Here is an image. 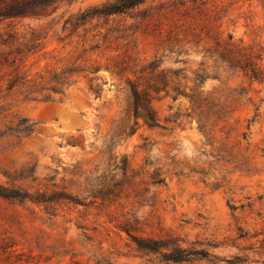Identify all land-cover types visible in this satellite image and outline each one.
<instances>
[{"label": "rangeland", "instance_id": "1", "mask_svg": "<svg viewBox=\"0 0 264 264\" xmlns=\"http://www.w3.org/2000/svg\"><path fill=\"white\" fill-rule=\"evenodd\" d=\"M105 1L75 0L49 18L4 20L0 34L15 32L30 44L35 31L40 39L26 62L32 76L90 58L158 59L177 73L171 86L203 91L208 101L197 108L189 97L161 92L153 101L160 125L140 120L126 136L116 131L128 117L129 91L107 71L99 73L106 83L94 82L101 96L89 78L52 100L9 93L3 81L0 132L21 119L34 132L0 136V184L70 199L0 197V264H264V80L208 52L216 40L253 48L264 74V0H188L186 7L149 0L86 31H63L71 14ZM174 23L177 40L166 41ZM94 45L100 48L91 51ZM126 224L136 235L211 256L162 261L137 249Z\"/></svg>", "mask_w": 264, "mask_h": 264}, {"label": "trees", "instance_id": "2", "mask_svg": "<svg viewBox=\"0 0 264 264\" xmlns=\"http://www.w3.org/2000/svg\"><path fill=\"white\" fill-rule=\"evenodd\" d=\"M75 0H0V23L8 19L34 18L44 19L52 17L62 3H72ZM149 0H106L71 14L64 22L63 31L69 30L68 36L74 35L80 29L87 30V26L95 20L108 19L112 16L127 14L145 5ZM188 0L179 1V5L186 7ZM174 4L169 6H175ZM178 5V4H177ZM179 6H177L178 8ZM180 26L172 24L166 41L177 40ZM35 32V31H34ZM32 32V42L24 44L20 42L15 32L0 34V94L2 93L3 81L5 90L13 92L21 90L27 97L45 100H52L54 95L64 94L71 86L76 84L79 78H89L90 89L97 96H101L102 88L95 81L101 80L106 83L101 71L109 72L113 77L126 84L129 91L130 101L127 108V118L122 122L116 131V135L125 134L130 136L140 127V120L150 127L160 125V119L153 105V101L161 92L170 96L172 92L190 98V101L197 108H201L208 98L202 97L203 91L191 89L192 93L180 92L174 83V71L161 69V62L154 59L150 62L132 59L127 56H111L107 58V63L97 60L86 59L84 62H73L71 65L55 67L44 72L31 74V66L27 67V57L37 47L39 37ZM84 42L83 45H85ZM98 45L91 46V51H97ZM87 51V50H85ZM211 57H216V61L226 64L230 69H241L251 73V78L264 80V74L259 66L258 60L261 58L254 55L253 48L241 47L233 41L216 40L215 45L208 49ZM35 53V52H34ZM80 59V57L78 58ZM2 96H0L1 98ZM211 106V101L209 102ZM1 110V109H0ZM133 120V123L131 122ZM34 132V123H29L28 119H21L17 124H6L0 136L14 135L18 138L30 136ZM101 192H99L100 195ZM0 197L16 199L20 201L30 200L38 204L58 203L65 199H70L64 194L55 192L53 194L40 193L33 197L29 191H21L14 187L0 184ZM95 199L99 196L93 195ZM103 196V200H105ZM140 251L158 254L162 261L184 263L193 262L197 258L211 256L208 251L193 248H184L175 245L172 239H157L136 235L133 232L137 228L126 224L122 226Z\"/></svg>", "mask_w": 264, "mask_h": 264}]
</instances>
